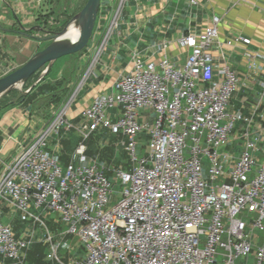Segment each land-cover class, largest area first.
<instances>
[{
	"label": "built area",
	"instance_id": "built-area-1",
	"mask_svg": "<svg viewBox=\"0 0 264 264\" xmlns=\"http://www.w3.org/2000/svg\"><path fill=\"white\" fill-rule=\"evenodd\" d=\"M127 1L121 0L110 15H98L97 21L110 24L102 29L92 65L118 28ZM220 25L221 18L214 16L202 32L165 42L156 59H143L134 51L131 70L119 77L115 91L97 95L83 111L82 139L107 130L119 138L130 159L129 170L114 169L123 189L112 207L113 181L104 164L87 155L84 143L75 150L77 161L65 166L47 149L49 137L73 130L68 116L72 100L64 107L52 106L51 121L35 139L27 145L19 142L18 150L2 162L0 200L24 221L33 217L32 206L56 213L86 250L82 259L64 260L60 250H70L69 243L50 237L48 259L53 263L239 264L243 258L241 264H264V166L253 174L254 141L248 140L235 158L222 151L236 122L251 119L228 113L242 81L230 64L218 65L213 54L216 45L250 41L236 36L221 44ZM173 45L186 54L182 65L169 54ZM258 56L245 53L247 59ZM252 69L262 67L253 64ZM115 108L119 113L113 118ZM147 109L154 118L150 126L140 121ZM145 130L151 138L148 156L139 149ZM29 246L0 221L1 257L19 264Z\"/></svg>",
	"mask_w": 264,
	"mask_h": 264
},
{
	"label": "crops",
	"instance_id": "crops-1",
	"mask_svg": "<svg viewBox=\"0 0 264 264\" xmlns=\"http://www.w3.org/2000/svg\"><path fill=\"white\" fill-rule=\"evenodd\" d=\"M196 1L198 4L194 6L190 0H128L123 6L118 28L111 35L94 65L92 62L102 40V29L106 27L105 23L95 25L91 37L94 40L93 48L90 47L86 52L88 47L86 45L82 50L66 56L64 61L54 63L51 67L53 74L48 81L53 84L65 82L67 90L62 94L63 101L57 105L64 107L72 100L68 116L74 125L73 130L63 131L47 140V149L59 159L62 165L71 162L73 155V150L67 153L65 141L69 140L73 145L82 138L83 111L92 104L97 95L112 94L115 91V83L119 77L131 70V57L134 51H138L143 59H156L160 56L158 47L165 42L173 41L187 32L200 33L210 25L214 16H218L221 18L219 27L221 44H225L236 36H242L250 41V43H237L234 46L224 45L223 48L216 45L213 50V54L218 59L217 64H230L242 81L239 91L231 97L228 113L241 114L251 119L250 123L243 120L236 122L231 140L222 148V151L235 158L241 154L248 140L254 141L257 144L255 153L257 166L253 174L257 173L259 167L264 166V59L261 57L264 56V0ZM0 2L4 11L0 13L1 78L24 65L35 53L44 49L45 42L37 38H44L50 34L44 23H38V19L51 11L53 1L29 0L25 4L15 1L12 3L8 0ZM120 3L121 0H102L99 14L114 13ZM53 24L48 23V26ZM115 34L118 41L113 47H108ZM83 51L90 60L81 67L79 59L81 61ZM169 51L175 63L181 65L184 63L186 54L182 49L173 45ZM247 51L259 55L258 58L247 59L245 57ZM253 64L262 67V70L252 71ZM45 71L46 68L43 69L34 85L44 78L48 72L42 77ZM51 107L47 106L45 97H40L30 105L18 104L0 109V172L2 162L18 150V143L26 141V145L30 144L51 121L53 117ZM146 111L141 114L144 122L142 123L141 117L140 121L143 125L150 126L154 119L153 113ZM118 113V108L110 111L113 118ZM78 145H74L75 150ZM116 147L119 149L121 146ZM118 151L121 152V150ZM65 154L69 156L67 162L63 161ZM30 210L33 217L24 221L17 210L0 200V221L3 222V219L8 217L9 221L5 224L12 227L18 239H24L30 243L19 264H33L30 258L36 245L44 246L47 251L46 262L55 264L48 259L49 238L51 237L52 241L57 243L71 242L69 240L71 235L67 233L69 226L61 221L59 215L47 209L32 206ZM45 213H48L47 221L42 218ZM30 223H33L31 227L28 225ZM38 224L44 227V233L36 232L35 228ZM57 224H64L65 230L53 232L51 228ZM69 245L71 250L72 243ZM78 245L80 247L75 259H82L87 253L80 243ZM0 264L13 263L0 256Z\"/></svg>",
	"mask_w": 264,
	"mask_h": 264
},
{
	"label": "rangeland",
	"instance_id": "rangeland-1",
	"mask_svg": "<svg viewBox=\"0 0 264 264\" xmlns=\"http://www.w3.org/2000/svg\"><path fill=\"white\" fill-rule=\"evenodd\" d=\"M10 2H19V3H26L29 0H8ZM53 1V5L51 8V11H55V13L53 14V18H60L63 17L65 18L67 14H71L74 13L78 10L81 9V7L85 4L86 0H52ZM1 3V2H0ZM3 6L1 7L0 4V13H3ZM2 11V12H1ZM62 18V19H63ZM98 23H100V19H98L97 21ZM96 22V23H97ZM110 21H105V26L108 27ZM95 30V28H94ZM118 41L117 38V34H115V36H113L110 40V43L108 45V47H113L116 42ZM98 42V40H97ZM48 44V42H45L43 44V48L46 47V45ZM93 44H94V40L91 39L88 42V47L86 49V52L89 51L90 47L93 48ZM86 52H82L81 54V61L79 59V64L80 66H84L86 64V62H88V60H90L88 55H85ZM67 57H63L61 59H59L58 61H64ZM105 58V57H104ZM146 112L152 113L151 110L147 109ZM141 121L142 123L144 122L143 119V115L141 117ZM89 130H86V134L88 135ZM84 143L86 145L87 148V155L93 159H96L98 162L103 163L106 170H107V174L110 173L111 177L110 179L113 181L114 184V196H112L111 199V203L109 205L108 208L112 207L113 205H115L116 203H118V201H120L121 199V192L123 189V185L120 181H117L115 179V173H114V169H116L119 166L124 167L125 169L129 170L130 169V159L127 156V154L124 152V149L119 147V149L116 147L118 145L121 144L119 138L115 135H112L111 133H109L107 130L104 129H100L94 133H92V135L90 134V136H87L86 138H81V141L77 143ZM76 145V146H77ZM140 152L141 155H150L151 153V138L150 136L147 134L146 130L144 132H142L140 134ZM118 150H121V152H119ZM75 154V149H73V155L71 156V160L73 159L74 161H77V157L74 156ZM126 155V156H125ZM67 165V164H66ZM65 166V165H64ZM48 213L43 214V220L47 221L48 220ZM55 215L53 214V217ZM9 221L8 217H5L3 219L4 223H7ZM30 227L31 225H33V223L28 224ZM59 226L61 228H66V226L64 224H59ZM36 232L38 234H42L44 233L45 229L41 224H38L35 228ZM54 234V233H53ZM69 240L71 242L68 243H72V248L69 251H64L63 249L60 250V256L61 257H65L73 259L76 258L77 253L79 251V241L77 237L71 236L69 237ZM62 258V259H63ZM65 260V259H64ZM242 262H245V260L243 258L238 260V263L241 264Z\"/></svg>",
	"mask_w": 264,
	"mask_h": 264
},
{
	"label": "water",
	"instance_id": "water-1",
	"mask_svg": "<svg viewBox=\"0 0 264 264\" xmlns=\"http://www.w3.org/2000/svg\"><path fill=\"white\" fill-rule=\"evenodd\" d=\"M101 2L102 0H87L83 9L61 31L37 38L49 44L35 53L24 65L0 78V100L14 90L22 91L24 84L43 68H46V71L42 77L59 59L85 48L93 35ZM71 27L78 32L74 40L66 36Z\"/></svg>",
	"mask_w": 264,
	"mask_h": 264
},
{
	"label": "trees",
	"instance_id": "trees-1",
	"mask_svg": "<svg viewBox=\"0 0 264 264\" xmlns=\"http://www.w3.org/2000/svg\"><path fill=\"white\" fill-rule=\"evenodd\" d=\"M86 2H87V0L85 1V4H86ZM85 4L81 7L80 10H78L74 13H71V14H67L65 18H63V17L53 18V14L55 13V11L52 10L47 15L41 16L38 19V23H44V25L47 27V28L46 27L45 28L49 32L48 34H52L54 32H59L72 20V18L76 14H78L83 9ZM48 23H54V24L52 26H48ZM59 23L61 25H59ZM48 44H49V42H48ZM43 69L40 70L39 72H37L36 74H34L24 84L22 91L14 90L8 96L2 98L0 100V109H6L8 107L18 105V104H24V105L29 104L30 105V104L36 102L40 97H45V100H47V106L49 108L51 107V105L58 107L57 104H60L64 98L62 96V94L65 93L67 90L65 88V82L60 81L56 84H53L50 81H48V79L51 78L52 74H53V68H51L47 72V74L44 76V78L39 83L34 85L35 82L40 77ZM29 89H31L30 92L26 93V91H28ZM80 141H81V139L78 140V142H80ZM65 143H66L65 147H66L67 153L72 151L75 148V146L77 145V143L72 145L71 141H69V140L65 141ZM63 161L64 162L69 161L68 154L63 155ZM108 176L111 177V174L108 173ZM51 230L53 232H58V231L65 230V228L63 229L59 226V224H57L55 227H52ZM46 257H47L46 248L42 245H36L34 247V251L31 255L30 259H31V262L33 264H48L46 262V259H45Z\"/></svg>",
	"mask_w": 264,
	"mask_h": 264
},
{
	"label": "bare ground",
	"instance_id": "bare-ground-1",
	"mask_svg": "<svg viewBox=\"0 0 264 264\" xmlns=\"http://www.w3.org/2000/svg\"><path fill=\"white\" fill-rule=\"evenodd\" d=\"M77 34H78L77 30L74 27H71L66 36L67 38L74 40L77 38Z\"/></svg>",
	"mask_w": 264,
	"mask_h": 264
}]
</instances>
